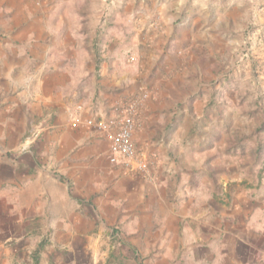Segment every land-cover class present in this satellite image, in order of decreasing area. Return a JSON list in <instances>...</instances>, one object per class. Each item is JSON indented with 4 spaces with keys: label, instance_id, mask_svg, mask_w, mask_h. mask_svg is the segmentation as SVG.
Returning <instances> with one entry per match:
<instances>
[{
    "label": "crops",
    "instance_id": "crops-1",
    "mask_svg": "<svg viewBox=\"0 0 264 264\" xmlns=\"http://www.w3.org/2000/svg\"><path fill=\"white\" fill-rule=\"evenodd\" d=\"M174 1L154 20L122 5L99 35L71 6L14 35L0 22V264H264V190L228 191L241 180L187 147L177 97L198 35ZM146 89L134 144L150 168L130 173L86 122Z\"/></svg>",
    "mask_w": 264,
    "mask_h": 264
},
{
    "label": "rangeland",
    "instance_id": "rangeland-1",
    "mask_svg": "<svg viewBox=\"0 0 264 264\" xmlns=\"http://www.w3.org/2000/svg\"><path fill=\"white\" fill-rule=\"evenodd\" d=\"M137 1L145 5L141 19L154 20L158 0ZM179 2L181 19L188 32L197 33L199 48L197 58L186 61L177 97L183 106L178 109L181 116L188 117L182 124L187 147L205 150L198 151L199 162L217 164L215 176L241 180L228 191L260 193L264 190V0ZM134 4V0H0V22L10 25L14 35L24 15L55 17L62 10L58 7L71 6L82 17L92 10L94 35H99L102 27L127 18L116 12L120 6ZM144 92L150 100L148 90ZM173 110L169 111L174 114Z\"/></svg>",
    "mask_w": 264,
    "mask_h": 264
},
{
    "label": "built area",
    "instance_id": "built-area-1",
    "mask_svg": "<svg viewBox=\"0 0 264 264\" xmlns=\"http://www.w3.org/2000/svg\"><path fill=\"white\" fill-rule=\"evenodd\" d=\"M147 99L148 93H141L116 107L114 117L104 116L86 122L108 141L110 162L130 173L145 174L150 168L148 157L138 151L134 144V134L141 120L140 112Z\"/></svg>",
    "mask_w": 264,
    "mask_h": 264
}]
</instances>
